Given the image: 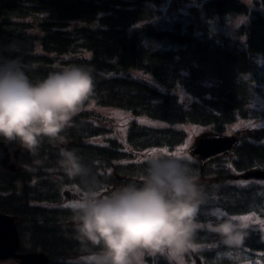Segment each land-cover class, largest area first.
Segmentation results:
<instances>
[{"label":"trees","instance_id":"16d2710c","mask_svg":"<svg viewBox=\"0 0 264 264\" xmlns=\"http://www.w3.org/2000/svg\"><path fill=\"white\" fill-rule=\"evenodd\" d=\"M170 1L0 0V51L18 46L12 55L28 65L34 81L67 64L87 65L95 78L93 96L62 133L67 143L45 140L39 165L18 143L0 139L21 152L17 173L0 169V214L16 218L20 253L43 252L50 264H85L82 257L89 254L73 238L69 204L79 200L81 188L58 168L59 147L75 149L93 165L107 190L141 182L152 148L183 145L187 133L175 126L205 127L220 136L240 120H264V109L257 108L258 100L264 104V0H200L205 3L189 13L166 17ZM235 18L245 21L236 38L223 35ZM181 89L192 102L179 99L175 91ZM90 103L169 125L134 122L125 145L106 136L103 118L85 110ZM251 132L237 133L240 144L231 154L205 162L192 158L208 196L199 222L214 221L211 210L219 208L230 216L255 214L264 224V181L242 186L238 180L264 170V129L254 131L255 138L247 136ZM247 233L241 248L228 250L218 236L200 230L191 255L197 264H264V229ZM144 260L168 264L162 256Z\"/></svg>","mask_w":264,"mask_h":264},{"label":"clouds","instance_id":"9594fccd","mask_svg":"<svg viewBox=\"0 0 264 264\" xmlns=\"http://www.w3.org/2000/svg\"><path fill=\"white\" fill-rule=\"evenodd\" d=\"M18 51L14 43L0 51V139L18 143L39 165L45 140L67 143L62 133L93 96L95 78L89 66L67 64L34 81L28 65L12 55ZM57 165L81 188L71 221L73 238L89 251L85 264H144L146 255L187 264L200 230L218 236L228 250L244 245L246 220L215 212L214 221H198L208 196L186 156L151 152L141 182L107 190L75 149L59 147Z\"/></svg>","mask_w":264,"mask_h":264},{"label":"rangeland","instance_id":"374dc122","mask_svg":"<svg viewBox=\"0 0 264 264\" xmlns=\"http://www.w3.org/2000/svg\"><path fill=\"white\" fill-rule=\"evenodd\" d=\"M205 2H200V0H172L169 2V6H167V10H166V17H168V15H172V14H177V13H184L187 14L189 13V11L187 9L193 8V7H197V5H203ZM244 19L243 18H235V20H231L230 22L226 23V27L224 28V32L221 31V33H223V35L227 36V37H233L236 38V32L237 30L240 29V26L244 23ZM217 32H219L218 30H216ZM219 36V35H218ZM174 92V91H173ZM175 94H177L179 96V99L184 101V102H192L190 99L189 94L184 91V90H177L175 91ZM260 100H258V107L257 108H261L264 109V104L263 103H259ZM92 110L94 112H96L101 118H103V125L105 127H107L108 129H110L109 134H107L106 136L110 139V138H116L119 141H121L123 144L128 145V129L130 127V124L132 123H137L138 125H143V126H147V127H155V128H162V127H166L167 125H169L168 123H164V122H160L157 120H154L150 117H147L145 115H134L132 113H128L126 111H123L121 109H116V108H112V107H102V106H96L94 103H90L88 105V107L85 110ZM264 113V112H263ZM177 129H181L184 130L187 133V137L185 138L183 145L174 148L173 150H169L168 148H152L151 150H149L147 153H145L147 156L149 153L153 152L155 150V152L158 151H164L165 149L167 150V152H171V153H177L179 152V154H181L182 156H186L188 157L190 160H192V154L191 151L194 149L195 146V142L197 141L198 137L201 136L204 133L207 134H211L207 128H201L195 125H178L175 126ZM264 129V120H251V121H247V120H240L239 122H237L235 125H233L232 127H230L229 129L226 130V132L224 133V135H220L222 137H229V136H235L237 133H239V135L241 137H245L246 132L251 131L252 132L250 134H248L247 136L249 138H255L256 137V133H254V131L256 132V130H262ZM252 142H256V140L251 139ZM262 144V143H260ZM21 166V164H20ZM239 182L241 183L242 186H248V185H252L255 183H258L259 181L257 180H248V181H244L241 179H238ZM237 180V181H238ZM231 182H235L234 180H231ZM75 202H72L71 204H69V206L71 207ZM217 212L219 213H224L221 209H212L211 210V215H213V213ZM215 217V216H214ZM236 218H243V217H248L249 219L246 221L249 224V228L248 229H253L256 228L257 231H261V229H264V224L261 223V220L259 217H257V215L250 213L249 215H239V216H233ZM215 220V218H214ZM257 223L261 224V228H258ZM264 223V222H263ZM254 225V226H253ZM251 226H253V228H251ZM232 255V254H231ZM147 256V255H146ZM145 259V257H144ZM77 261H83L81 259H77ZM186 261L187 264H197L196 262V258L194 255H190L188 257H186ZM258 260H253V263H257ZM0 264H17V262L15 261V259L11 260H7V261H0ZM144 264L145 260H144Z\"/></svg>","mask_w":264,"mask_h":264},{"label":"water","instance_id":"95a60500","mask_svg":"<svg viewBox=\"0 0 264 264\" xmlns=\"http://www.w3.org/2000/svg\"><path fill=\"white\" fill-rule=\"evenodd\" d=\"M195 143L191 154L205 162L216 158V156L233 152L239 143V138L236 135L222 137L205 133ZM20 153L19 150L11 151L6 142L0 141V169L17 173L20 166ZM241 178L243 180H264V170L248 171ZM22 247V236L16 218L11 215L0 214V261H7L12 258L19 261V264H50V258L45 253H20Z\"/></svg>","mask_w":264,"mask_h":264},{"label":"snow or ice","instance_id":"6c2138e0","mask_svg":"<svg viewBox=\"0 0 264 264\" xmlns=\"http://www.w3.org/2000/svg\"><path fill=\"white\" fill-rule=\"evenodd\" d=\"M164 151H165V152H167V150H166V149H165ZM153 152H155V150H154ZM177 153L179 154V152H177ZM72 206H73V205H72ZM239 219H244V220H246V221H247L249 218H248V217H243V218H239Z\"/></svg>","mask_w":264,"mask_h":264},{"label":"flooded vegetation","instance_id":"af4514ba","mask_svg":"<svg viewBox=\"0 0 264 264\" xmlns=\"http://www.w3.org/2000/svg\"><path fill=\"white\" fill-rule=\"evenodd\" d=\"M262 144L264 145V141L262 142ZM17 262V264H19V261L15 260Z\"/></svg>","mask_w":264,"mask_h":264}]
</instances>
